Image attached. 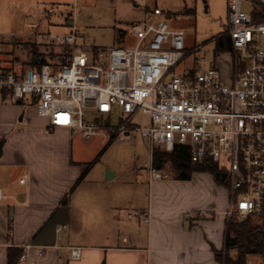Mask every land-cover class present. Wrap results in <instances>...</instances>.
Masks as SVG:
<instances>
[{"label": "built area", "instance_id": "obj_1", "mask_svg": "<svg viewBox=\"0 0 264 264\" xmlns=\"http://www.w3.org/2000/svg\"><path fill=\"white\" fill-rule=\"evenodd\" d=\"M68 14L74 21L76 4ZM153 15L154 20L125 27L133 46L88 53L77 42L74 24L63 35H38L36 44L53 51L38 54L34 60L44 62L26 71L0 62V95L47 119L48 130L66 129L83 138L110 133L103 134V145L123 142L132 131L151 149L185 145L191 162L209 160L227 171V221L264 219V0H227L228 28L213 39L218 43L212 59L183 71L176 68L197 48H186L185 32L171 28L160 9ZM224 38L229 49L225 43L219 48ZM138 112L149 116L148 127L130 125ZM167 177L149 170L151 179ZM4 198L0 190V201ZM70 251L72 258L80 257V248Z\"/></svg>", "mask_w": 264, "mask_h": 264}, {"label": "crops", "instance_id": "obj_2", "mask_svg": "<svg viewBox=\"0 0 264 264\" xmlns=\"http://www.w3.org/2000/svg\"><path fill=\"white\" fill-rule=\"evenodd\" d=\"M46 2L64 4V0H0V23L6 22L10 8L17 7L24 23L36 25V13ZM114 2L120 12H114L117 20L127 22L118 23V29L124 31L121 40L129 37L126 26L155 19L153 12L134 10L136 5L128 0ZM60 9L67 26H72L71 8ZM6 101L0 95V137L5 140L0 190L6 196L0 201V264H7L9 247L21 248V255H26L17 264H217L213 250H223L227 223L224 212L229 193L225 187L214 183L212 189L204 190L193 180L172 179L166 173L165 179H151L148 173L146 201L136 205L135 199L128 200L135 210V216L128 217L120 215L123 205L118 201L126 198L120 189L104 186L100 190L89 183L67 197L87 168V163L74 158L73 133L48 130L47 119L36 116L23 103H17L23 109L6 111ZM32 118L36 123L31 124L38 126L51 145L47 150L55 156V167L30 162L8 145L5 128L23 119L30 124ZM114 177L112 174L110 179ZM22 178L24 182H20ZM132 189L136 198L137 188ZM71 247L81 249L78 259L72 258Z\"/></svg>", "mask_w": 264, "mask_h": 264}, {"label": "rangeland", "instance_id": "obj_3", "mask_svg": "<svg viewBox=\"0 0 264 264\" xmlns=\"http://www.w3.org/2000/svg\"><path fill=\"white\" fill-rule=\"evenodd\" d=\"M73 1H76L77 15L74 17V26L79 34L77 42L86 52L89 53L94 47L99 50L108 47L134 45V41L129 37L124 40L117 37L118 23L127 22H119L117 20L118 16L114 12L116 14H120V12L114 2L116 0H105L102 3L97 0H64L62 5L46 2L42 4L36 13L39 23L32 26L23 22L20 9L14 7L7 11L9 15L6 22L0 23V31L2 33V36H0V45L2 47L0 62L2 66L8 70L20 69L24 71L35 68L32 64L33 44H36L37 36L45 33L63 35L71 31L72 26H67L65 22L66 15H64L63 9L60 8H71ZM128 1L132 5H136V7H133L134 10L153 12L155 7L160 9L163 13L161 18L170 27L182 29L185 32L186 48L189 50L197 48L182 65L176 68V71H183L186 66L198 60L205 67L207 65L206 61L213 57V50H217L218 42L213 39L228 28L227 0ZM50 6L58 11L50 15L47 14L45 8ZM243 7L248 9L246 4ZM124 12H127V10L125 9ZM35 49L42 56H44L46 51H53L52 49L46 50L43 46L37 44ZM54 50L58 53L62 51L59 47ZM207 52H210V54ZM224 57L223 55L221 56L222 59H225ZM20 107L23 109L20 104L10 103L9 101L4 102L6 111H16ZM33 119L29 121L30 124H28L26 119H23L22 122H16L14 126L5 128L9 132L7 136L8 145L21 151L23 156L30 162L34 161V163H39L48 168L55 167L57 162L55 156L51 155L47 150L51 145L38 126L31 124L32 122L36 123ZM130 125L134 128L148 127L150 118L148 115L138 112L131 119ZM103 134L106 137L111 135L108 132H103ZM103 134L88 138H83L75 133L71 135L74 158H80L84 163H87V168L81 174L79 181L68 191L67 197L70 194L73 197L81 186L83 187L89 183L97 184L96 187L100 190L104 186L116 191L120 189L122 193L125 192L126 194V198H120L118 201L119 204L123 205L119 210L121 212L120 215H126V217L129 215L135 216V210L131 208L127 201L135 199L136 202L134 204L136 205H140L143 202L147 191V176L152 167L153 150L156 148L162 151L169 150L164 146H156L151 149L148 140L137 131H132L129 135H125L123 142L115 140L104 146L102 143ZM49 171L51 170H47V174L51 173ZM107 171L116 175V177L107 180ZM162 171L172 179H176L175 174L169 169L168 165ZM192 180L196 181L195 186L197 188L201 185L204 190L212 189V184L215 183L211 175L206 172H195L192 174L191 180L186 181ZM76 187L77 189L73 191ZM132 188H137L136 198L131 195L133 194ZM225 188L230 194L229 186H225ZM236 218L239 219L238 217ZM259 262V257L253 256L249 259L248 264H258Z\"/></svg>", "mask_w": 264, "mask_h": 264}, {"label": "trees", "instance_id": "obj_4", "mask_svg": "<svg viewBox=\"0 0 264 264\" xmlns=\"http://www.w3.org/2000/svg\"><path fill=\"white\" fill-rule=\"evenodd\" d=\"M123 35L124 31L118 29L117 37L120 38ZM222 43H225L226 49H229L228 38L219 42V48ZM35 46L36 44H33L34 58L32 64L35 68H39L44 60L42 59L41 62L34 60L38 56ZM2 96L7 98L6 93ZM4 142V138L0 137V156ZM106 145L108 144L104 146ZM151 163L152 167L158 171L163 170L168 165L176 179L190 180L193 173L206 172L212 176L217 185L229 186L226 170L219 168L217 164L209 160L191 162L189 150L187 146L182 144H175L170 151L154 149ZM213 252L217 264H248L249 259L253 256L259 257L260 262L258 264H264V219L230 217L226 223L224 248L221 251L213 250ZM21 253V248L9 247L7 249V264H17Z\"/></svg>", "mask_w": 264, "mask_h": 264}, {"label": "water", "instance_id": "obj_5", "mask_svg": "<svg viewBox=\"0 0 264 264\" xmlns=\"http://www.w3.org/2000/svg\"><path fill=\"white\" fill-rule=\"evenodd\" d=\"M110 177H112V174H111L110 172L107 171L106 179H110Z\"/></svg>", "mask_w": 264, "mask_h": 264}]
</instances>
